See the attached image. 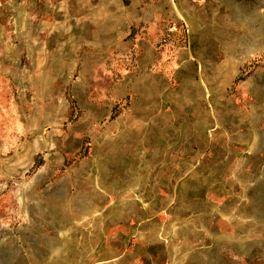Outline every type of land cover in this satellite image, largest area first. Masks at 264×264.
<instances>
[{
	"label": "rangeland",
	"instance_id": "obj_1",
	"mask_svg": "<svg viewBox=\"0 0 264 264\" xmlns=\"http://www.w3.org/2000/svg\"><path fill=\"white\" fill-rule=\"evenodd\" d=\"M112 262L264 264V0H0V264Z\"/></svg>",
	"mask_w": 264,
	"mask_h": 264
},
{
	"label": "crops",
	"instance_id": "obj_2",
	"mask_svg": "<svg viewBox=\"0 0 264 264\" xmlns=\"http://www.w3.org/2000/svg\"><path fill=\"white\" fill-rule=\"evenodd\" d=\"M145 210H146V209H145ZM146 220H148V217H147ZM148 259L153 260V257L150 255L149 252H147V256H145V261H147ZM113 261H116V260H113ZM111 264H117V263L112 262ZM147 264H150V263L148 262Z\"/></svg>",
	"mask_w": 264,
	"mask_h": 264
}]
</instances>
